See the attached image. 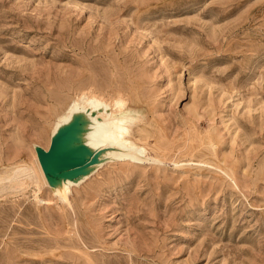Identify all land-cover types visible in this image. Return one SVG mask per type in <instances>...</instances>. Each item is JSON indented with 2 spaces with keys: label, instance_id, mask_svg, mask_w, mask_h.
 I'll return each instance as SVG.
<instances>
[{
  "label": "rangeland",
  "instance_id": "obj_1",
  "mask_svg": "<svg viewBox=\"0 0 264 264\" xmlns=\"http://www.w3.org/2000/svg\"><path fill=\"white\" fill-rule=\"evenodd\" d=\"M84 95L159 162L67 202L31 170ZM0 264H264V0H0Z\"/></svg>",
  "mask_w": 264,
  "mask_h": 264
},
{
  "label": "bare ground",
  "instance_id": "obj_2",
  "mask_svg": "<svg viewBox=\"0 0 264 264\" xmlns=\"http://www.w3.org/2000/svg\"><path fill=\"white\" fill-rule=\"evenodd\" d=\"M79 102L82 107L75 105L55 127L49 153L42 155L40 164L37 160L31 170L38 183L49 185L51 192L67 202L69 187L109 160L159 162L122 135L121 124L104 100L84 95Z\"/></svg>",
  "mask_w": 264,
  "mask_h": 264
},
{
  "label": "water",
  "instance_id": "obj_3",
  "mask_svg": "<svg viewBox=\"0 0 264 264\" xmlns=\"http://www.w3.org/2000/svg\"><path fill=\"white\" fill-rule=\"evenodd\" d=\"M51 148V147H50ZM50 151V150H49ZM49 153V152H48ZM44 154H47V153H41L40 154V159L42 158V155H44Z\"/></svg>",
  "mask_w": 264,
  "mask_h": 264
}]
</instances>
